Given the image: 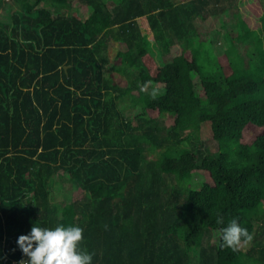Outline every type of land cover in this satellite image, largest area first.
I'll use <instances>...</instances> for the list:
<instances>
[{"label": "trees", "instance_id": "16d2710c", "mask_svg": "<svg viewBox=\"0 0 264 264\" xmlns=\"http://www.w3.org/2000/svg\"><path fill=\"white\" fill-rule=\"evenodd\" d=\"M13 1L0 0V264L29 259L18 238L35 225L83 228L93 264H264V11L254 30L237 0H78L85 18L74 0ZM219 11L225 59L198 39ZM59 175L80 199L53 202ZM232 218L254 234L237 252L221 247Z\"/></svg>", "mask_w": 264, "mask_h": 264}, {"label": "clouds", "instance_id": "9594fccd", "mask_svg": "<svg viewBox=\"0 0 264 264\" xmlns=\"http://www.w3.org/2000/svg\"><path fill=\"white\" fill-rule=\"evenodd\" d=\"M151 82L141 86V91L147 92ZM153 99L158 95V89L153 87L149 93ZM217 224L223 225L224 218L218 217ZM254 234L242 227L237 218L228 221L221 231V247L230 248L233 252L252 243ZM84 230L79 226H57L45 228L33 226L28 235L18 238V246L28 260L20 264H93V255L85 247Z\"/></svg>", "mask_w": 264, "mask_h": 264}, {"label": "rangeland", "instance_id": "374dc122", "mask_svg": "<svg viewBox=\"0 0 264 264\" xmlns=\"http://www.w3.org/2000/svg\"><path fill=\"white\" fill-rule=\"evenodd\" d=\"M9 5L13 6L14 1L13 0H6ZM73 4L77 6L76 11L78 12V16L81 18H85L87 16L86 14V7L82 3H79L78 0H74ZM237 4L239 5V13L240 15L244 16L243 19L246 21L249 27H251L254 30H258L261 28L262 20L261 16L263 14L264 9L260 5L258 0H237ZM0 14L4 15L6 18V12L4 9L0 10ZM209 15V16H208ZM206 15L207 18L205 19H197V25L201 26L198 28V39L199 40H210L213 41L214 45L218 48H215L214 46V53L219 57V59H225L224 56H221V53L218 52L216 49H219L221 47L222 49H226L230 43H229V35L225 33V28L222 26L224 23V19L231 17L230 11L225 12H217L214 15L208 14ZM3 17V18H4ZM4 18V19H5ZM145 23L144 19H140V26L145 29V26L142 24ZM228 25V26H227ZM226 26L228 29L230 28L231 24H227ZM147 30V29H146ZM233 38V37H232ZM235 38V44L238 48L239 55L244 59L245 62H248L249 59H251L250 54L248 51L252 48V44L244 42L242 39L238 40L236 36ZM119 48L118 43H112L110 46H108L107 54L110 58V61L114 60L117 50ZM156 50V49H155ZM180 52L179 47H175L174 51L169 53L167 56L170 57L172 53L177 54ZM162 57L160 54L155 51L154 58L156 65H162L165 61L164 58L168 57ZM151 70H154V68ZM115 80L122 85L126 84L125 78H122L120 76L115 75ZM196 82L198 81V78L195 79ZM127 116H130V111L125 112ZM202 139L209 142V136L207 133V126H202ZM211 143V142H209ZM208 148L213 150L214 147L211 144H208ZM57 183H55L54 193L52 195V200L54 203L58 204V206H62L72 200H77L82 197V194L80 191L73 189L69 183V181L66 179L65 176L59 175L55 177ZM219 238V232L213 231L210 235V241L216 242ZM264 242V237L262 239Z\"/></svg>", "mask_w": 264, "mask_h": 264}]
</instances>
